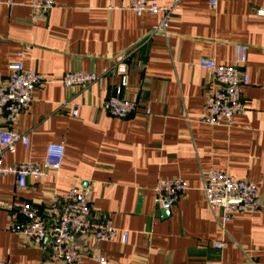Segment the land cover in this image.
<instances>
[{"label":"crops","instance_id":"0c3cea01","mask_svg":"<svg viewBox=\"0 0 264 264\" xmlns=\"http://www.w3.org/2000/svg\"><path fill=\"white\" fill-rule=\"evenodd\" d=\"M32 1L0 0V85L17 62L47 80L13 127L29 135L30 147L18 144L4 163L44 164L50 144H63L65 156L58 173L29 179L23 191H15L14 177L0 178V201L44 211L52 196L90 188L95 214L112 220L119 233L95 250L85 242L81 264H97L91 251L111 264H264V0H221L216 8L209 0H184L166 34L152 36L164 16H136L131 0H54L55 8L38 18ZM149 1L171 6L174 0ZM235 44L249 47L245 111L231 128L203 124L211 73L199 62L231 66ZM131 50L124 96L137 100L139 110L126 120L103 107L118 77L84 90L61 83L69 72L101 74ZM212 169L255 184L262 198L263 208L235 214L226 234L201 191ZM175 178L189 190L165 212L155 204V187ZM9 226L1 210L0 260L49 264Z\"/></svg>","mask_w":264,"mask_h":264},{"label":"built area","instance_id":"2783aa9c","mask_svg":"<svg viewBox=\"0 0 264 264\" xmlns=\"http://www.w3.org/2000/svg\"><path fill=\"white\" fill-rule=\"evenodd\" d=\"M184 0H174L171 6H158L149 0H131L129 10L136 16H164L161 24L153 29L151 36L166 34L171 15L180 8ZM221 0H209V6L216 8ZM33 15L38 18L55 8L54 0H34L30 3ZM264 17V8L259 10ZM135 51L118 56L101 74L95 72H69L61 83L69 89L84 90L91 85L118 77L119 85L104 103V110L113 118L126 120L139 110L137 100L124 96L128 89V67L126 61ZM249 47L235 44V60L231 66L218 65L214 60L202 58L199 67L211 73V82L206 91V102L200 122L210 126L231 128L234 117L245 111L243 94L249 85L245 71ZM8 80L0 85V178H15V191L27 188L29 179L43 180L51 173L61 170L65 146L50 144L44 164L24 162L13 166L4 163L7 154L13 155L16 146L30 147L28 134L13 131L19 117L32 106L36 90L47 80L38 72L26 70L21 62L9 66ZM78 116V111H73ZM189 190L181 179L160 180L155 187V204L163 211H171ZM202 194L211 212L226 234L225 226L235 214L256 213L263 208L259 189L247 180H237L228 170L212 169L203 177ZM6 211L10 219L9 231L19 235L27 244L39 247L48 256L49 264H81L85 242L92 250L103 243L111 242L119 230L112 220L94 212L92 190L73 188L69 193L54 195L43 211L37 204L0 201V211ZM127 232L122 233V241ZM221 249L222 243L215 245ZM97 264H111L100 254L89 253ZM0 264H12L0 260Z\"/></svg>","mask_w":264,"mask_h":264},{"label":"water","instance_id":"95a60500","mask_svg":"<svg viewBox=\"0 0 264 264\" xmlns=\"http://www.w3.org/2000/svg\"><path fill=\"white\" fill-rule=\"evenodd\" d=\"M165 212H167V211H165Z\"/></svg>","mask_w":264,"mask_h":264}]
</instances>
